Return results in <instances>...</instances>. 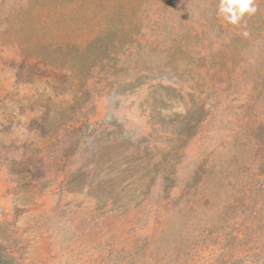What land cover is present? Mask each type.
Listing matches in <instances>:
<instances>
[{
  "label": "rangeland",
  "instance_id": "374dc122",
  "mask_svg": "<svg viewBox=\"0 0 264 264\" xmlns=\"http://www.w3.org/2000/svg\"><path fill=\"white\" fill-rule=\"evenodd\" d=\"M0 264H264V0H0Z\"/></svg>",
  "mask_w": 264,
  "mask_h": 264
}]
</instances>
